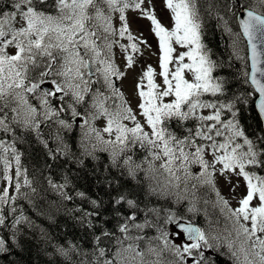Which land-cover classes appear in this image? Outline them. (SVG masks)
<instances>
[{
	"label": "snow or ice",
	"instance_id": "6c2138e0",
	"mask_svg": "<svg viewBox=\"0 0 264 264\" xmlns=\"http://www.w3.org/2000/svg\"><path fill=\"white\" fill-rule=\"evenodd\" d=\"M161 3L167 25L156 0H0V253L27 226L51 264H264V0ZM101 154L93 193L73 171ZM61 208L82 235L28 214L55 223Z\"/></svg>",
	"mask_w": 264,
	"mask_h": 264
},
{
	"label": "trees",
	"instance_id": "16d2710c",
	"mask_svg": "<svg viewBox=\"0 0 264 264\" xmlns=\"http://www.w3.org/2000/svg\"><path fill=\"white\" fill-rule=\"evenodd\" d=\"M206 31V42L208 43L209 47H211L217 53V55L224 52L225 45L227 43V38L222 34V32L219 29H214L211 26V23L209 24V27ZM238 66L239 65L237 62L236 67ZM236 67H234L232 71H235ZM235 90L238 91L239 89L237 88ZM241 122L244 123L246 126H251L249 128V131L258 130V120L256 119L255 112L247 111L243 113L241 117ZM28 153H30V155H26L23 160L26 166L32 167L42 164L43 160L39 153H33L32 148H28ZM104 157L105 154H101V161H88L86 162L87 166L85 168L79 170L78 172L74 170V182L79 187L85 190L92 191L93 193L96 192L97 188L93 184V166L103 164L105 162ZM42 195L45 196V205L56 199V196L51 192L42 193ZM21 203L24 204L26 209L28 208L26 202L22 201ZM72 206L73 205L71 203L68 204L69 209ZM209 208V213L213 214L214 218L217 217V213H213L211 207ZM45 211H47L46 207ZM28 214L32 216V219L37 224H39L41 228L45 229L47 233L51 234V236L55 237L58 240L65 237V235H67L69 238L77 235H82V233H80L78 229H74L72 227L73 221L70 217L64 214L63 208H61L60 214L57 215L55 223H50L43 217H37L34 212L30 211ZM195 219L199 223H202L204 221L203 212H201L198 217H195ZM0 234L3 233L0 232ZM20 241L21 242L19 244H11L10 251H8L7 253H0V264H51V261L54 259L50 255L52 249L49 244L42 238L39 228L33 229L28 228L27 226H23L22 232L20 234ZM225 262L228 264L227 257H223L220 261V264H226Z\"/></svg>",
	"mask_w": 264,
	"mask_h": 264
},
{
	"label": "rangeland",
	"instance_id": "374dc122",
	"mask_svg": "<svg viewBox=\"0 0 264 264\" xmlns=\"http://www.w3.org/2000/svg\"><path fill=\"white\" fill-rule=\"evenodd\" d=\"M156 11H157L158 17L163 21V23H165L166 25L169 24L168 13L163 9V5L161 3V0H156ZM129 17H130V21H131L132 30L134 32L142 31L144 33L145 37L148 38L149 43L152 44L153 49H155L156 42L148 32L147 22L143 21V20H136L135 17L133 16V14H131V13L129 14ZM147 63H151L155 67L156 66V58L152 57L151 59H147ZM139 71H140V69L137 68L135 71L130 72L128 78L126 80H124L123 84H122V90L125 92L126 96H128L130 99L132 97V91H133V87H134L135 77L139 73ZM133 106H135V102H133ZM223 191L225 192V194H227V188H223ZM220 220H221L220 227L223 228L225 222H224L222 217H220Z\"/></svg>",
	"mask_w": 264,
	"mask_h": 264
},
{
	"label": "bare ground",
	"instance_id": "6f19581e",
	"mask_svg": "<svg viewBox=\"0 0 264 264\" xmlns=\"http://www.w3.org/2000/svg\"><path fill=\"white\" fill-rule=\"evenodd\" d=\"M210 207V206H209ZM210 209V208H209ZM68 221V220H67ZM69 222V221H68ZM57 225V224H56ZM59 226V225H58ZM24 237V236H23ZM28 242V241H27ZM34 242V241H33ZM9 258V257H8ZM52 258V257H51ZM224 258H226V257H224ZM222 259V258H221Z\"/></svg>",
	"mask_w": 264,
	"mask_h": 264
},
{
	"label": "flooded vegetation",
	"instance_id": "af4514ba",
	"mask_svg": "<svg viewBox=\"0 0 264 264\" xmlns=\"http://www.w3.org/2000/svg\"><path fill=\"white\" fill-rule=\"evenodd\" d=\"M226 263V262H225ZM227 264V263H226Z\"/></svg>",
	"mask_w": 264,
	"mask_h": 264
}]
</instances>
